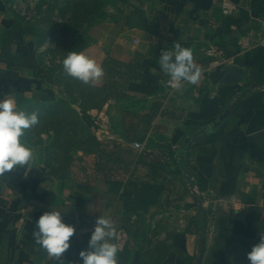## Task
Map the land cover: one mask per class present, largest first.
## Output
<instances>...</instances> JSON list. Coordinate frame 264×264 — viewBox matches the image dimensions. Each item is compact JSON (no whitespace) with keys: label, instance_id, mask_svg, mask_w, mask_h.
<instances>
[{"label":"crops","instance_id":"0c3cea01","mask_svg":"<svg viewBox=\"0 0 264 264\" xmlns=\"http://www.w3.org/2000/svg\"><path fill=\"white\" fill-rule=\"evenodd\" d=\"M229 1L236 9L227 15L221 0L108 5L87 23L107 96L74 98L69 112L48 78L60 61L46 38L53 40L0 0V99L13 95L40 120L23 138L31 166L0 175V264H79L98 216L127 234L118 264H249L246 253L264 234V146L256 137L264 129V46L243 51L236 41L264 35V0ZM174 42L191 47L202 70L182 90L166 85L158 64ZM108 59L133 69L108 74ZM231 69L236 81L221 82ZM100 141L116 143L105 171L95 168ZM50 207L75 227L62 260L33 237Z\"/></svg>","mask_w":264,"mask_h":264},{"label":"clouds","instance_id":"9594fccd","mask_svg":"<svg viewBox=\"0 0 264 264\" xmlns=\"http://www.w3.org/2000/svg\"><path fill=\"white\" fill-rule=\"evenodd\" d=\"M65 74L88 83L99 80L104 69L83 51L71 50L59 61ZM161 71L169 78L171 87L182 90L184 82L195 85L202 70L194 63L193 49L179 42L162 50L158 58ZM40 123L37 112H27L18 107L15 97L7 94L0 99V175L18 166H31L33 149L24 141L25 132ZM239 209V208H237ZM236 209V210H237ZM62 211L43 212L35 221L33 237L37 244L55 260L70 247L75 227L62 219ZM117 230L110 217L98 216L88 239L87 248L79 251V264H118L120 244L116 242ZM249 264H264V234L246 253Z\"/></svg>","mask_w":264,"mask_h":264},{"label":"rangeland","instance_id":"374dc122","mask_svg":"<svg viewBox=\"0 0 264 264\" xmlns=\"http://www.w3.org/2000/svg\"><path fill=\"white\" fill-rule=\"evenodd\" d=\"M117 1L119 0H7L11 10L15 11L20 8L15 13L25 17L36 35L40 32L51 37L53 41L47 36L46 41L49 45L54 44L55 46L54 59L56 57L61 60L67 51L77 50L83 51L96 61L98 60L97 46L88 52L91 45L87 36L88 20H97L96 18L103 15V9ZM12 3H14V9L10 6ZM22 10L26 12L24 15L20 12ZM48 74L50 82L53 85L56 83L61 91L64 111L70 112L68 107L70 102L74 103V98L90 99V102L94 104L99 103L107 96L100 79L88 83L81 82L65 74L60 62L53 66ZM72 112L74 114V110ZM35 132L37 131H32L31 135ZM65 134L63 132L59 136L60 140L63 145L70 146L69 136H65ZM72 145L74 149V140Z\"/></svg>","mask_w":264,"mask_h":264},{"label":"built area","instance_id":"2783aa9c","mask_svg":"<svg viewBox=\"0 0 264 264\" xmlns=\"http://www.w3.org/2000/svg\"><path fill=\"white\" fill-rule=\"evenodd\" d=\"M13 9L15 8L14 3H12V5H10ZM220 8H221V12L223 14H231L236 8L234 3H232L229 0H221L220 2ZM19 9H15V11L18 12ZM21 14H25V11H20ZM237 45L243 49V51H248L250 49H253L254 47L257 46H264V35L260 34L258 32H249V33H245L242 36H240V38L236 41ZM42 48V47H39ZM50 58L49 55L45 56V59ZM212 68V66H210L208 69ZM166 85H168L170 88H173L169 85L168 81L166 82ZM133 147L137 150H141L143 148V143L139 142V141H134L133 142ZM187 188L190 191H196L195 185L192 184V181L194 179L193 174L192 173H188L187 175ZM94 225L92 226V230H93ZM127 240V234L125 233V231L123 229H119L117 231V239L116 242H118L120 244V247L122 248L125 241Z\"/></svg>","mask_w":264,"mask_h":264},{"label":"trees","instance_id":"16d2710c","mask_svg":"<svg viewBox=\"0 0 264 264\" xmlns=\"http://www.w3.org/2000/svg\"><path fill=\"white\" fill-rule=\"evenodd\" d=\"M107 61L109 63L108 74H111V72L118 66L125 67L126 73L128 75L131 73V70L133 69L131 66H128L116 60L108 59ZM98 144L101 151L96 153L95 168L98 171H105L107 170V162L109 160H113V161L115 160L113 156V148L116 147V143L114 141H100Z\"/></svg>","mask_w":264,"mask_h":264},{"label":"water","instance_id":"95a60500","mask_svg":"<svg viewBox=\"0 0 264 264\" xmlns=\"http://www.w3.org/2000/svg\"><path fill=\"white\" fill-rule=\"evenodd\" d=\"M237 77L233 75L232 69L228 72H226L221 80L223 83H232L236 81ZM256 137L258 141L264 146V129L258 131L256 133Z\"/></svg>","mask_w":264,"mask_h":264}]
</instances>
